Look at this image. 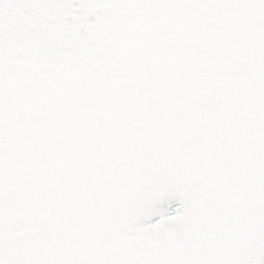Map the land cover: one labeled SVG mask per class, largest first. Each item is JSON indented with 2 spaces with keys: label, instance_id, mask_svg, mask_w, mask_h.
<instances>
[{
  "label": "snow or ice",
  "instance_id": "6c2138e0",
  "mask_svg": "<svg viewBox=\"0 0 264 264\" xmlns=\"http://www.w3.org/2000/svg\"><path fill=\"white\" fill-rule=\"evenodd\" d=\"M0 264H264V0H0Z\"/></svg>",
  "mask_w": 264,
  "mask_h": 264
}]
</instances>
